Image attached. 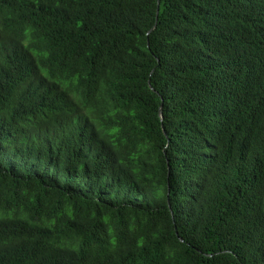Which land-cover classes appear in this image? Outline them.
<instances>
[{"label":"trees","instance_id":"obj_1","mask_svg":"<svg viewBox=\"0 0 264 264\" xmlns=\"http://www.w3.org/2000/svg\"><path fill=\"white\" fill-rule=\"evenodd\" d=\"M0 264H264V0H0Z\"/></svg>","mask_w":264,"mask_h":264},{"label":"water","instance_id":"obj_2","mask_svg":"<svg viewBox=\"0 0 264 264\" xmlns=\"http://www.w3.org/2000/svg\"><path fill=\"white\" fill-rule=\"evenodd\" d=\"M158 16H159V10H158V14H157V18H158ZM158 27V24L156 25V28ZM151 33V32H150ZM162 109H163V107H162ZM161 115H162V118H163V116H164V113H163V111L161 112Z\"/></svg>","mask_w":264,"mask_h":264}]
</instances>
